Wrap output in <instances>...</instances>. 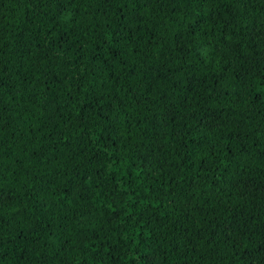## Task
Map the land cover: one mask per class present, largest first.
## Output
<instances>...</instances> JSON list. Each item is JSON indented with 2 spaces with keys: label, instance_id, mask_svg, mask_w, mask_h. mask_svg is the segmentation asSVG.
Returning <instances> with one entry per match:
<instances>
[{
  "label": "trees",
  "instance_id": "1",
  "mask_svg": "<svg viewBox=\"0 0 264 264\" xmlns=\"http://www.w3.org/2000/svg\"><path fill=\"white\" fill-rule=\"evenodd\" d=\"M0 264H264V0H0Z\"/></svg>",
  "mask_w": 264,
  "mask_h": 264
}]
</instances>
